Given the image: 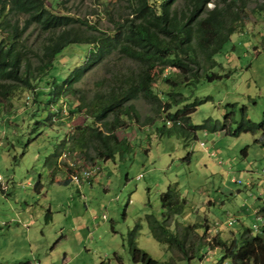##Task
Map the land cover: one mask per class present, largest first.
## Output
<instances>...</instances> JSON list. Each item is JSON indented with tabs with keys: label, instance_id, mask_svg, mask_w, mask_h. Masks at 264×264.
I'll return each instance as SVG.
<instances>
[{
	"label": "rangeland",
	"instance_id": "rangeland-1",
	"mask_svg": "<svg viewBox=\"0 0 264 264\" xmlns=\"http://www.w3.org/2000/svg\"><path fill=\"white\" fill-rule=\"evenodd\" d=\"M95 3L64 0L60 10L67 8L82 16L95 13ZM245 3L243 26L214 55L217 65L211 72L221 77L176 87L185 97L183 103L200 101L188 115L187 123L196 126L194 130L172 128L169 133H159L155 126L170 124L165 121V110L139 98L134 103L140 123L127 122L115 131L118 138L129 141L128 152L105 161L88 159L85 154H94L90 149L85 154L78 149L66 150L54 171L49 168L56 167L53 149L75 133V126L90 120L81 113L68 112L67 107L75 105V96L43 105L45 94L39 95L38 109L26 93H14L6 111H0V264H142L133 260V247L167 264L220 261V250L203 242L193 245L185 256L168 249L152 237L146 215L163 221L159 194L171 185L185 200L182 212L166 222L171 233H179L181 228L191 232L194 225L193 231L201 235L199 226L207 225L211 229L207 237L218 234L230 239L251 222L245 217L242 225L226 224L237 214L239 205L262 204L264 0ZM98 20L100 29L109 26L104 17ZM34 35L26 40L31 47ZM85 48L83 44L66 47L54 61L57 73L66 75L72 63L81 61ZM119 63L122 69L132 66L127 59ZM107 73L97 65L73 86L89 95L96 89L95 81ZM35 85L47 93L48 85L42 80ZM152 86L159 94L170 90L161 78ZM47 110L53 113L51 120L45 121ZM145 116L153 118L152 122L143 123ZM247 120L255 125L252 131L232 134ZM69 162L74 163L73 174L92 165L96 172L79 187L55 181L68 176L65 166ZM36 182L38 189L33 188ZM219 264L230 261L224 259Z\"/></svg>",
	"mask_w": 264,
	"mask_h": 264
},
{
	"label": "trees",
	"instance_id": "trees-1",
	"mask_svg": "<svg viewBox=\"0 0 264 264\" xmlns=\"http://www.w3.org/2000/svg\"><path fill=\"white\" fill-rule=\"evenodd\" d=\"M95 1L96 12L87 13L88 18L86 14L70 13L67 8L60 10L64 0H0V111H6L15 92L26 93V98L38 109L40 101L36 97L39 95L45 94L43 105L68 95L75 96V105L67 107L68 112L81 113L90 120L88 124L75 126V133L53 149L51 157L56 167L48 164L53 170L59 167V156L66 150L78 149L85 154L90 149L94 154H85L88 159L105 161L128 152L129 141L118 138L115 131L127 122L140 123L134 103L139 98L165 110V121L170 124L155 126L159 133H169L172 128L194 130L196 126L187 123L188 115L200 101L183 103L185 97L176 87L221 77L211 72L217 65L214 55L243 26L246 6L245 0ZM179 1L181 5H177ZM208 3L211 7H206ZM257 7L262 9L260 5ZM101 16L109 22L105 29L98 27ZM33 32L35 45L31 47L26 40ZM72 44L87 48L80 62L72 63L66 75H59L54 61ZM118 59H127L132 66L122 69ZM97 65H102L108 75L95 81V91L89 95L81 93L73 83ZM158 78L169 91L160 94L156 91L152 84ZM41 80L48 85L47 93L35 89ZM52 113L47 110L44 120H51ZM62 113L60 110L59 114ZM152 120L145 116L143 123ZM246 123L238 125L232 134L255 128L254 123L248 120ZM65 167L70 174L73 166ZM69 174L57 182L68 184ZM39 186L36 182L33 188ZM159 202L163 221L149 214L146 221L152 237L168 249H176L185 256L193 245L203 242L220 250V261L264 264V225L257 233L242 227L230 239H222L218 234L207 237V225H197L203 229L201 235L193 231L194 225L191 232L181 228L179 233H171L166 222L170 216L182 212L185 200L175 187L168 185L159 194ZM132 253L133 260L142 264H167L136 247Z\"/></svg>",
	"mask_w": 264,
	"mask_h": 264
},
{
	"label": "built area",
	"instance_id": "built-area-1",
	"mask_svg": "<svg viewBox=\"0 0 264 264\" xmlns=\"http://www.w3.org/2000/svg\"><path fill=\"white\" fill-rule=\"evenodd\" d=\"M67 165L69 167L73 166V163L72 162H69L67 163ZM96 168L94 167V165H92L90 167V169L88 170H85V169H82L79 174H73V173H70L69 174V180L71 183H73L74 185H76L77 187L80 186V184L83 182V181H86L87 179H89V177L91 176V174L93 175L94 172H96L95 170ZM238 182V181H237ZM262 205H264V198L262 199ZM236 219L235 218H232V219H228L226 224L227 225H231L233 222H235ZM219 225V224H218ZM264 225V208L261 209V208H255L252 210L251 212V222H250V225H249V229L252 233H256L260 230V228ZM207 231H211V229H207ZM214 232H217V229L215 228L214 229Z\"/></svg>",
	"mask_w": 264,
	"mask_h": 264
},
{
	"label": "crops",
	"instance_id": "crops-1",
	"mask_svg": "<svg viewBox=\"0 0 264 264\" xmlns=\"http://www.w3.org/2000/svg\"><path fill=\"white\" fill-rule=\"evenodd\" d=\"M66 174V173H65ZM67 175V174H66ZM64 179V178H63ZM59 179L58 178H55V181H58ZM60 180H62V179H60ZM68 183H71L69 180H68ZM72 184V183H71ZM261 207H263L264 208V205H259V206H256V207H253V206H251V207H247L246 205H239V207L237 208V211H236V215L234 216V218L236 219V221L235 222H237V223H241V225H242V221L244 220L243 218H248V219H250L251 220V213H248V211L250 210V212H252V210L253 209H255V208H261ZM248 214V215H247ZM233 224V223H232ZM29 264V263H28Z\"/></svg>",
	"mask_w": 264,
	"mask_h": 264
},
{
	"label": "clouds",
	"instance_id": "clouds-1",
	"mask_svg": "<svg viewBox=\"0 0 264 264\" xmlns=\"http://www.w3.org/2000/svg\"><path fill=\"white\" fill-rule=\"evenodd\" d=\"M70 181V180H69ZM210 227H208V229H209ZM207 232H209V231H207Z\"/></svg>",
	"mask_w": 264,
	"mask_h": 264
}]
</instances>
